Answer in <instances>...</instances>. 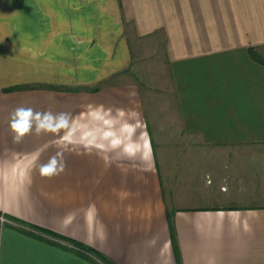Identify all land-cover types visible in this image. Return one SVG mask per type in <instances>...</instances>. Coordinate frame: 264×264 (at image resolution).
Instances as JSON below:
<instances>
[{"label": "crops", "instance_id": "0c3cea01", "mask_svg": "<svg viewBox=\"0 0 264 264\" xmlns=\"http://www.w3.org/2000/svg\"><path fill=\"white\" fill-rule=\"evenodd\" d=\"M161 45L157 111L164 73L146 77L144 60ZM251 46L264 57V0H0V214L118 264H177L173 211L182 264H264V63ZM134 69L157 84L135 88ZM182 146L214 167L226 156L233 168L214 176L244 204L173 206L161 169ZM0 264L98 261L0 218Z\"/></svg>", "mask_w": 264, "mask_h": 264}, {"label": "rangeland", "instance_id": "374dc122", "mask_svg": "<svg viewBox=\"0 0 264 264\" xmlns=\"http://www.w3.org/2000/svg\"><path fill=\"white\" fill-rule=\"evenodd\" d=\"M161 49L159 51L157 50L156 53H153L150 56H146L144 63L151 64L147 65L145 73L146 77H148V74L153 75V68L161 67L159 65L153 64V61H160L163 59V47L160 46ZM161 58V59H160ZM153 64V65H152ZM136 68V67H135ZM138 68L143 69V66H139ZM162 72L164 73L163 81L161 82V85L163 87L162 89V98L160 97L158 100H153V102L157 106V111L161 109L162 107H167L168 105L166 102H168V67L162 66ZM134 72H131V79H136L135 82H131V84L135 85V88L138 85H142V87L145 85L148 87V85L151 84L149 87L150 89L153 88V85H156L157 83L151 82H143L140 81V78L143 77L140 75V72L137 69L132 70ZM139 80V81H138ZM144 92V91H143ZM146 105V102H145ZM157 116V115H156ZM140 131L147 129V122L146 123L142 116L140 115ZM151 128L153 127V122L149 118ZM181 151L184 154H180L177 156V159L175 162H169L171 168L170 171L165 170L164 167L161 169L162 174V182H163V188L166 193L167 199H171L173 202V206L175 205H182V206H195L199 204H215V203H225V204H244L242 197L240 196L239 191H235L234 187L232 185V178L230 181H228L226 184V187L223 189L221 187L220 182H218L217 178L214 176L215 169L218 168L221 172H228L233 168L232 162L227 161L226 156H219V160L217 165L214 167L212 163L206 162L207 160L205 158H202V156L197 153H185L186 147L182 146L180 147ZM200 158V159H198ZM207 173L211 174L209 175L210 181L207 182ZM241 180H237L236 183H239ZM3 216L10 222V218H8L5 214ZM98 264H104L100 260H97Z\"/></svg>", "mask_w": 264, "mask_h": 264}, {"label": "trees", "instance_id": "16d2710c", "mask_svg": "<svg viewBox=\"0 0 264 264\" xmlns=\"http://www.w3.org/2000/svg\"><path fill=\"white\" fill-rule=\"evenodd\" d=\"M250 53L253 58L264 63V57L257 51V49L254 46L250 47ZM23 87H25V85L12 86L6 89L11 90V89H19ZM0 213H2V211H0ZM3 214H5L8 218H10L11 220L9 222L10 224L14 225L18 229L26 233L52 241L67 248L75 249L81 255L91 260L94 261L100 260L104 264H118L110 255L84 241L63 234L49 227H45L40 224L33 223L16 215L10 213H3ZM168 220H169L171 238L175 250L177 264H182V255L177 241V233L173 218V211L168 212ZM12 222L15 224H13ZM69 244H71V246Z\"/></svg>", "mask_w": 264, "mask_h": 264}, {"label": "built area", "instance_id": "2783aa9c", "mask_svg": "<svg viewBox=\"0 0 264 264\" xmlns=\"http://www.w3.org/2000/svg\"><path fill=\"white\" fill-rule=\"evenodd\" d=\"M0 218H1L2 220H8V219H6V218L3 216V214H0Z\"/></svg>", "mask_w": 264, "mask_h": 264}, {"label": "snow or ice", "instance_id": "6c2138e0", "mask_svg": "<svg viewBox=\"0 0 264 264\" xmlns=\"http://www.w3.org/2000/svg\"><path fill=\"white\" fill-rule=\"evenodd\" d=\"M44 171L47 173V172H50V171H51V169H45Z\"/></svg>", "mask_w": 264, "mask_h": 264}]
</instances>
